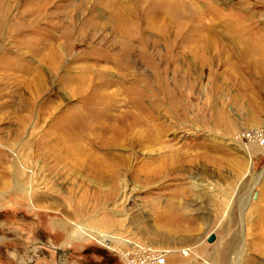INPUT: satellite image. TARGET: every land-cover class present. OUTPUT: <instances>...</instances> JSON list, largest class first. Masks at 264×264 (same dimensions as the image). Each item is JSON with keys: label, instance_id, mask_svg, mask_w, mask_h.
I'll return each instance as SVG.
<instances>
[{"label": "rangeland", "instance_id": "obj_1", "mask_svg": "<svg viewBox=\"0 0 264 264\" xmlns=\"http://www.w3.org/2000/svg\"><path fill=\"white\" fill-rule=\"evenodd\" d=\"M95 98L147 116L115 182L45 153ZM263 229L264 0H0V264H264Z\"/></svg>", "mask_w": 264, "mask_h": 264}, {"label": "bare ground", "instance_id": "obj_2", "mask_svg": "<svg viewBox=\"0 0 264 264\" xmlns=\"http://www.w3.org/2000/svg\"><path fill=\"white\" fill-rule=\"evenodd\" d=\"M81 105L83 110H92L91 116L96 119L95 124L91 125V121L83 112L79 113L75 119L65 117L66 120L56 125L62 131V135L54 139L55 144H49L50 148L45 153L57 162L69 166L73 171L92 175L100 181L115 182L127 170V167L130 169L132 165L130 159L137 158V144L150 139L148 130H145V134H138L136 130L147 122V116L145 117L144 111L140 110L141 102L138 99L95 98L88 99ZM121 107L129 108V110L120 111ZM132 108L139 110L133 111ZM110 119L112 122H109ZM52 135L46 133V140H53ZM124 148L130 150L128 154L121 152ZM248 172H251V166ZM28 188L31 192L32 187ZM104 222L110 224L112 221ZM92 235L96 236L100 243L109 247H114L116 243L122 245L130 242L116 234L102 231H95Z\"/></svg>", "mask_w": 264, "mask_h": 264}, {"label": "built area", "instance_id": "obj_3", "mask_svg": "<svg viewBox=\"0 0 264 264\" xmlns=\"http://www.w3.org/2000/svg\"><path fill=\"white\" fill-rule=\"evenodd\" d=\"M103 246L120 259L121 264H166L171 252L168 248L156 247L150 243L128 242L114 247ZM186 254L185 250L181 251Z\"/></svg>", "mask_w": 264, "mask_h": 264}, {"label": "water", "instance_id": "obj_4", "mask_svg": "<svg viewBox=\"0 0 264 264\" xmlns=\"http://www.w3.org/2000/svg\"><path fill=\"white\" fill-rule=\"evenodd\" d=\"M207 242H213L215 240V234L214 233H210L207 237H206Z\"/></svg>", "mask_w": 264, "mask_h": 264}]
</instances>
